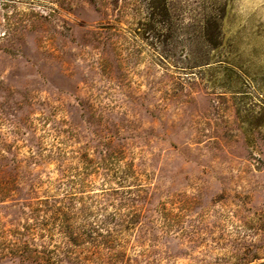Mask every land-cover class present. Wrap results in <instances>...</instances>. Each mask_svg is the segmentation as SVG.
<instances>
[{"label":"rangeland","instance_id":"374dc122","mask_svg":"<svg viewBox=\"0 0 264 264\" xmlns=\"http://www.w3.org/2000/svg\"><path fill=\"white\" fill-rule=\"evenodd\" d=\"M0 264H264V0H0Z\"/></svg>","mask_w":264,"mask_h":264}]
</instances>
